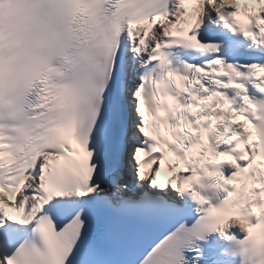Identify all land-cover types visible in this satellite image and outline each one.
<instances>
[{
  "label": "snow or ice",
  "instance_id": "snow-or-ice-1",
  "mask_svg": "<svg viewBox=\"0 0 264 264\" xmlns=\"http://www.w3.org/2000/svg\"><path fill=\"white\" fill-rule=\"evenodd\" d=\"M0 264H264V0H0Z\"/></svg>",
  "mask_w": 264,
  "mask_h": 264
}]
</instances>
